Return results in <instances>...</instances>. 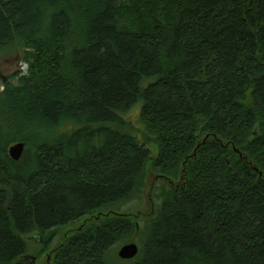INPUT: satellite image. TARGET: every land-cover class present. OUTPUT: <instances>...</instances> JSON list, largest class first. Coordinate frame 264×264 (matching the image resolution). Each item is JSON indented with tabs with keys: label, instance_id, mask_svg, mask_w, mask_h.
I'll use <instances>...</instances> for the list:
<instances>
[{
	"label": "trees",
	"instance_id": "16d2710c",
	"mask_svg": "<svg viewBox=\"0 0 264 264\" xmlns=\"http://www.w3.org/2000/svg\"><path fill=\"white\" fill-rule=\"evenodd\" d=\"M14 52L30 76L0 92V264L133 198L151 153L122 115L139 103L173 186L129 264H264V0H0ZM134 228L77 233L54 264H115Z\"/></svg>",
	"mask_w": 264,
	"mask_h": 264
},
{
	"label": "rangeland",
	"instance_id": "374dc122",
	"mask_svg": "<svg viewBox=\"0 0 264 264\" xmlns=\"http://www.w3.org/2000/svg\"><path fill=\"white\" fill-rule=\"evenodd\" d=\"M25 78L30 76V65L22 58V53L14 52L0 58V92L5 89L11 77ZM14 80V84L17 83ZM143 103L137 104L129 113L122 115L128 124V132L141 144H148L151 160L148 162L144 178L133 198L123 204L109 206L75 224L56 229L45 235L34 234L26 237L29 245V261L31 264H54L56 251L68 242L73 236L95 226L111 223L116 218H125L133 222L134 232L131 236L123 238L110 252L115 264H129L134 260L125 261L119 257L121 249L129 244H135L141 249L148 226L158 217L159 207L163 197L172 186L153 171V159L158 156V147L153 142V136L149 134L141 120ZM182 177V176H181ZM181 177L175 178V185L181 183ZM39 236L42 237L38 242Z\"/></svg>",
	"mask_w": 264,
	"mask_h": 264
},
{
	"label": "water",
	"instance_id": "95a60500",
	"mask_svg": "<svg viewBox=\"0 0 264 264\" xmlns=\"http://www.w3.org/2000/svg\"><path fill=\"white\" fill-rule=\"evenodd\" d=\"M206 141H203L202 145L205 144ZM25 149H26V144L25 143H17L15 145H13L10 150H9V153H10V156L11 158L14 160V161H19L21 160L24 152H25ZM200 149V146L198 147L197 150ZM234 151L236 152V154L241 158L243 159V155L241 154L240 150H236V148H234ZM195 151L194 153V157H191V158H195L196 155H197V152L198 151ZM244 159L246 161H248V158L247 157H244ZM187 164H188V161H186L183 165V177H182V181H185L186 180V177H187V173H186V170H187ZM254 172L256 174H258L260 177H262V172H260L259 168L255 167V166H252ZM38 239V242H41L42 240V237L39 236ZM140 253V249L137 245L135 244H129V245H126L124 246L121 251L119 252V257L122 259V260H125V261H130V260H134L138 257Z\"/></svg>",
	"mask_w": 264,
	"mask_h": 264
}]
</instances>
